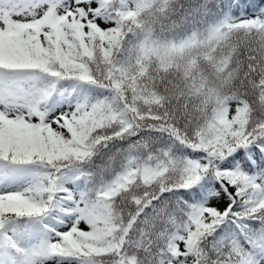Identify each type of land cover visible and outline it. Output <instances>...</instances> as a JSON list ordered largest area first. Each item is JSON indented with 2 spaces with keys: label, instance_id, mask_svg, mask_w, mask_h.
Here are the masks:
<instances>
[{
  "label": "clouds",
  "instance_id": "9594fccd",
  "mask_svg": "<svg viewBox=\"0 0 264 264\" xmlns=\"http://www.w3.org/2000/svg\"><path fill=\"white\" fill-rule=\"evenodd\" d=\"M141 3L146 6L138 10ZM212 3L127 0L122 11L133 15L121 19L118 43L73 29L79 18L71 0H65L54 17L46 19L43 7L36 15L22 16L41 32L51 31L55 24L65 34L83 35L71 37L59 60L47 57V71L32 70L12 85L4 109L8 118L29 123L36 110L49 115L54 94L62 92L66 101L75 100L60 117L62 126L70 129L72 146L79 149L71 165L80 167L101 156L111 171L118 156L122 161L111 180L87 193L93 209L90 234L73 232L76 246L44 239L39 248H48L50 257L79 255L80 264H184L173 254L180 234L165 240L166 218L146 213L145 205L156 208L153 202L165 190L183 187L192 178L186 173V160L191 159L177 160L157 142L164 139L168 149H200L205 154V145L219 150L240 138L264 135V16H217ZM114 6L120 8L119 0ZM85 85L109 95L81 98ZM84 105L86 111L76 112ZM51 123L60 122L52 117ZM123 142L126 146L111 150ZM199 161L201 168L207 167L205 156ZM68 166L67 161L53 160L48 169L55 176V169L61 172ZM62 190L56 181L55 191L45 193L46 218L74 212L70 196L61 195ZM67 219L78 221L80 216ZM196 233L200 234L199 227ZM36 250L20 248L17 254L24 264H38ZM231 251L225 244L211 254L203 252L200 264H236L234 257L229 259Z\"/></svg>",
  "mask_w": 264,
  "mask_h": 264
},
{
  "label": "snow or ice",
  "instance_id": "6c2138e0",
  "mask_svg": "<svg viewBox=\"0 0 264 264\" xmlns=\"http://www.w3.org/2000/svg\"><path fill=\"white\" fill-rule=\"evenodd\" d=\"M64 3L65 0H0V164L4 167L3 173L0 174V182L8 179L16 169L27 165L39 164L51 168L53 160H64L71 165V161L77 158L75 154L79 149L72 146L74 141L69 137L70 129L63 127L64 120L60 119L64 112L54 116L59 120V125L51 123L49 126L52 118H49L46 112L36 110L30 113L31 121L24 123L19 118H8V113L4 110L7 108L8 99L12 96V85L21 76L35 69L43 68L47 71L45 67L48 63L47 57L55 55L59 60L62 49H66L71 37L79 38L83 35L78 31L65 34L55 24L52 25L51 31L41 32L39 27L21 19L29 12L36 15V10L42 7L46 9L44 13L46 19L54 17L56 10ZM71 4L79 18V25L73 23L71 27L83 28L92 39L99 36L101 39L118 43L115 38L122 26L121 19L125 15H133L131 12L122 11L127 7V0H119V9L114 6L115 0H71ZM145 6L146 4L143 3L138 4L137 9L142 10ZM225 6L231 7V0ZM236 7H239V4ZM53 75L58 74L53 73ZM86 110L87 106L84 105L77 107L76 112ZM74 114L69 113V115ZM260 141H264V135L257 136L254 140L240 138L234 144L224 145L219 150H210L205 145L203 151L207 167L201 168L199 160H186V173L192 178L183 187L164 191L166 193L189 189L205 177L213 176L218 187L224 190L223 195L228 198V203L222 209L205 203L191 210L184 225V232L178 237V251L173 249L177 261H183L184 264L186 262L189 264V261L192 264H200V257L204 254L199 247L201 241L228 222L236 224L244 235L248 233L249 225L246 222L249 220H259L264 226V175L251 177L242 171L228 170L227 164L220 166V162L225 161L238 149H246L253 144L259 147ZM194 151L202 150L194 149ZM261 151H264V147H261ZM172 163L175 164V161ZM55 171L60 172L59 169ZM58 180V175L53 176L48 172L40 182L26 187L23 191H0V242L19 252L17 241L13 236L8 235L9 227L17 225L22 219L46 218V214L42 212L44 206L42 201L46 192L55 191V182ZM68 195L74 212H65L64 215H79L80 220L73 219L66 231L52 229L54 236L49 240L76 246L72 234L77 229L81 230L82 234H90L93 226V209L88 204L86 192L80 193L79 199ZM77 200L79 204L76 203ZM57 207L61 206L57 205ZM155 216H163L167 219L166 209L164 207L156 209ZM73 224L76 227H73ZM197 227L200 228L199 235L196 233ZM258 244L260 250L264 252V238H261ZM229 245L232 250L229 259L234 257L236 264H259L254 252L244 249L235 241L230 242ZM40 256L50 257L48 248L45 246L38 248L34 259L38 260ZM74 258L80 257L77 255Z\"/></svg>",
  "mask_w": 264,
  "mask_h": 264
},
{
  "label": "trees",
  "instance_id": "16d2710c",
  "mask_svg": "<svg viewBox=\"0 0 264 264\" xmlns=\"http://www.w3.org/2000/svg\"><path fill=\"white\" fill-rule=\"evenodd\" d=\"M219 3V8L216 7ZM229 0H213L210 7L217 16H222L225 13H229L233 17L248 18L256 17L258 15L264 16V0H231V7H226ZM239 4V7L236 5ZM83 95H87L90 98L103 99L109 95L106 90L96 88L95 86L85 85L83 88ZM75 98V92L72 93ZM56 100L64 99L63 93L54 94ZM65 100V99H64ZM67 110H71L75 106V100L67 101ZM127 142H123L118 145L112 146L114 152L116 147H124ZM158 145L165 146V150L171 151L175 159L183 158L186 151L190 150L187 148L174 147L168 149L166 147V140L161 139ZM260 146L253 144L248 148H241L235 152L232 157L236 164L235 169L242 171L244 174L251 175L264 169V151H261V147H264V141L259 142ZM122 161L118 156L114 164L113 170H106V159L101 156H95L90 162L84 163L82 166L77 167L69 165L67 168L62 169L61 173L67 170L80 172V190L82 193H89L94 191L95 188L99 187L102 183L111 180L115 172L120 170ZM39 176H43L49 172L48 168L42 165H32ZM46 171V172H45ZM91 174V179L89 175ZM217 189V182L213 176L205 177L200 183L189 189L174 190L172 192L163 193L158 200L154 201L153 204L156 208L149 206L146 209V213H152L155 215V210L161 207L166 209L167 222L162 225L164 233V239H171L177 234H181L184 225L187 222L188 214L195 207L200 206L209 198L211 191ZM143 216V214H142ZM249 225L248 233L246 235L241 234L240 228L236 224L228 222L222 225L216 232L206 236L200 243V248L203 252H214L225 244L235 241L239 245L243 246L244 249L254 252L256 260L259 262L264 256V252L260 250L258 241L264 238V226L261 225L259 220H249L246 222ZM23 225H20L22 230ZM67 264H80L76 258H64ZM187 264V262H186Z\"/></svg>",
  "mask_w": 264,
  "mask_h": 264
},
{
  "label": "rangeland",
  "instance_id": "374dc122",
  "mask_svg": "<svg viewBox=\"0 0 264 264\" xmlns=\"http://www.w3.org/2000/svg\"><path fill=\"white\" fill-rule=\"evenodd\" d=\"M79 95L81 98L84 96L83 90L79 92ZM76 96L77 93L75 92V97ZM66 103L67 101L64 99L56 100L53 97L50 104L51 111L49 118L66 111ZM234 155L235 152L230 157L226 158L225 161L220 162V166L223 167L227 164L228 170L235 169L236 164L232 159ZM204 156L205 154L202 152L188 150L185 152L183 158L178 160H200ZM3 171L4 167L0 164V174H2ZM44 175L39 176L32 165L21 167L11 173L8 179L0 182V191H23L26 187L40 182ZM246 175L260 177L261 175H264V169L257 173ZM58 183L64 190L61 195L72 194L75 198L79 199L80 193H82L80 190V172L67 170L59 175ZM223 191L224 190L217 185V189L211 191L209 198L203 204L207 203L214 207L221 209L224 208L228 203V198L223 195ZM217 193L220 194L218 195ZM20 225H23L22 230H20ZM45 225H47V227H45ZM69 225L70 221H68L67 216L64 214L55 217H47L43 220L39 218H33L31 220L22 219L17 225L9 227L8 235L13 236V239L17 241L19 248L29 250L38 249L44 239L54 236L52 229H55V231H66ZM183 232L184 229L181 234H183ZM0 264H24V262L20 259L15 249L8 248L0 242ZM38 264H67V261L64 258L40 256L38 258ZM259 264H264V256L259 261Z\"/></svg>",
  "mask_w": 264,
  "mask_h": 264
}]
</instances>
